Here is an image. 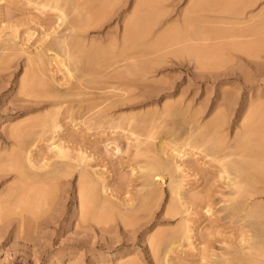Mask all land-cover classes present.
<instances>
[{"label": "rangeland", "instance_id": "374dc122", "mask_svg": "<svg viewBox=\"0 0 264 264\" xmlns=\"http://www.w3.org/2000/svg\"><path fill=\"white\" fill-rule=\"evenodd\" d=\"M45 1L46 0H0V156H3L2 158L0 157L1 160L3 159L2 161L0 160V202L2 200L1 195H6L5 193L7 191L10 192L12 187H17V189L16 187L15 190L13 189L15 191L14 194L11 193L14 192L11 190L10 193L12 196L7 192L8 196H11V198L9 197L10 199H8L6 195L7 202L4 200L5 202L2 201L3 203L0 205V207L4 208L3 211L0 208V213L3 212L0 215V264H128V261L125 262L126 260H129V263L133 262L135 264H164L163 262L165 258H163V256L165 257V252L167 250L166 248L170 243V245H172L175 241L173 240L172 235L177 241H175L176 244L174 242V244L177 245V248L174 246L175 251L173 249V252L170 254V264H213L212 261L216 259V256L218 255L216 253H223L226 250L234 252L235 248L246 244L244 241H247L248 243V240H245V237L251 234L252 228L253 231L251 237L255 236V233L253 234L254 229L257 228V224L253 225V219L255 218L247 219V213L245 218L243 217L244 215L242 212L234 216H228L229 213L227 212L229 211L222 210V207L228 204V201L226 200L227 202H225L224 200L228 199V197L229 199L230 197H233L230 196L232 188L231 186L227 185V181L229 182L230 179L225 178L228 174H225V172L222 173L224 171L222 168L224 167L222 166V163L224 162V165H228L227 167L229 169L233 165L231 159L234 161L236 159V155H232L230 157L227 156L228 158H224L223 154L219 152L214 153L215 150L212 148L210 149L209 144H205L206 146L201 144L202 146H199L200 142L198 143V141L199 139L201 141L200 134H202V131L195 129L197 132H194L193 130L196 127L195 124L197 123L204 125L209 121H213L211 117L213 116L215 119V116L224 110L225 106H228L229 109H225L227 119L226 125L223 128L224 132H222V134L224 141L231 145L232 142L234 143L236 133L240 131L242 125L241 121L244 120V118L250 116V107L261 106L260 104H264V44L261 43L264 41V32H262L264 28V24H262L264 23V0H256V2L255 0H231V3L230 0H219V2H216L215 0L217 5L212 2V0H199L198 2H195L197 0H144L147 1L146 4L150 2V4L147 5L143 0H116L117 2L114 1L112 6L113 10L111 7L110 9L108 7L106 8L108 5V0H88L87 2H85L86 0H83V3L82 0H74V2L73 0H69L70 2H73H71V4L69 1L67 3L66 0H63L66 2L65 5L63 1L59 0L64 5H60L61 2H59L61 7L68 8L64 9L65 12H67L66 10H69L67 15L70 13L68 18L65 19L62 14L59 13L57 9H55V7L53 9V3L57 2L58 0H52L53 2L51 0H47L51 8H49L47 1V5L44 7ZM80 2L81 5L79 4ZM221 2H223L222 4H225L224 2H226V6L219 4ZM142 3L143 6H141ZM202 3L206 5L204 6ZM208 3H210V5ZM83 4L87 10L90 9V5H92L91 7H95L96 10L106 8V11L109 10L107 14L108 17L104 18V21L101 20L100 23L97 21L98 24L95 22V25H99L98 27L94 26L93 23L88 29H84L86 32L83 29V31L78 29L80 34L69 36L67 38L70 45H74H72L71 50L69 49V52L71 51L69 54H72V58L69 54H67L68 57H65V55L64 57L67 58L68 61L66 59L64 62L61 61L60 56L61 59H64L62 55L64 51L62 52V50H60L61 52L59 51V58H55V61L53 60V62H51L53 64H48L47 60L45 61L47 56L46 54L50 56L49 54L52 53V56L53 54L55 55L56 52L55 50H52L46 52L45 54V52L41 51L42 48L50 43L51 38H54L55 41L59 39L58 36H60L62 31L65 29V22L67 23L72 17L76 15V10L79 9V12L77 13L81 12V15L86 13L87 10L84 9ZM54 5H56V3ZM77 5L80 7H76ZM215 5L217 7L219 6L220 8L215 7ZM231 5L233 6L231 7ZM138 6L139 8L142 7L144 10L142 9L141 11V8L139 9ZM189 6L191 9H189ZM211 6L215 7V9H213ZM209 7L211 8L212 13L210 12ZM228 7L235 8V11L232 9L233 13L239 11L241 12L242 16L239 15L238 17L228 18ZM133 8L134 11L136 10V13L133 11ZM192 8H194V10ZM205 8H208L207 11H209H205ZM137 10L141 13V15L144 16L145 22L148 25V31L147 36L143 40L146 54H144V56H138L136 60L138 62L139 60H145L147 64V72L144 76L145 79L143 82L138 81L136 84L128 86V91L126 88L120 87L121 90L119 91L120 88L117 84L119 80H116V78L120 71H125V69L121 67H127V62H125L127 65L124 63V66H122L123 64H119L109 68L111 69V72H114V70H116L115 72H118L116 73L115 78V73L112 74L109 69L107 72L101 74L97 73L95 69H91L92 72L90 70L86 71V68H84V64H86L84 59L88 52L89 54L92 53L91 49L94 46L98 47L99 49L106 47L108 44V37L111 38V35L112 38L117 36L118 40L121 42V37H123V32L125 31L123 27L133 19L135 14L137 16ZM222 11H224V14H221ZM139 12L138 15L140 16ZM132 15L134 16L132 17ZM128 17L130 19H127ZM184 18H187V20L183 21ZM125 20H128L127 23ZM207 20L209 22H206ZM228 20H230L231 23ZM255 20L256 22H254ZM224 21H226V23ZM184 22H186V24ZM258 22L263 25V28L260 30H256L262 26H259ZM200 23L202 24L203 28ZM62 24L64 27H62ZM188 24L191 26H188ZM204 24L207 26V28L204 26ZM247 24H249L250 27ZM187 26L190 28L188 29L189 31L193 29L191 31V35L194 34V31L196 32L194 36H197L198 34V36H201V33H203L202 38L209 35L207 33L211 34V31L213 30L211 36L209 35L205 37L206 40H204L205 38L199 39L201 37L197 38L198 36H195L196 40L193 38L194 43L192 39V44L189 43L190 41H188V44H191V46L194 47H201L200 44L203 42L202 47H211L212 52L210 51L209 53L212 54L215 52L217 54L213 56L215 57V60H213V57L209 54V56L212 58V63L215 65H210L212 63L209 61L203 63L202 69V59H200V56L198 58L199 53L197 55L181 54L182 57L176 54L177 51L182 52V50L186 48L184 47L186 46L184 45L185 43L171 44V41L169 42L168 39L170 38L172 31L173 33L178 31V35L182 34L184 35L183 37L187 36L186 32H188L190 35L189 31L187 30ZM243 26L247 27L242 28ZM172 27L174 29H172ZM199 27H201L200 29L205 28L204 30H206L209 28L210 30H206L208 31L206 33L204 30L203 32L202 30L196 31V29H194L197 28L198 30ZM238 27L242 28L243 30L245 29V33H247L246 31H250L251 33L249 32L250 34L247 35L243 33L242 29L240 30L239 28L237 31H241L243 35H234V33H236L234 32L236 31L235 28L238 29ZM169 28H171L172 31ZM216 29H218L219 32H217ZM57 30L59 31V34ZM230 31H232V34ZM168 33H170V35H168ZM218 33L221 34L219 35ZM214 34L215 36L217 35L216 38ZM228 34H231L232 38L229 37ZM160 35L161 37L164 36V38H166H161ZM182 35L179 37L182 38ZM233 35L235 37L240 36L237 38V41H235L237 42L235 44L232 43L234 39L236 40ZM256 35L258 38H262L261 42L259 39L260 48L256 43L258 40H253V37L255 38ZM213 36L214 38H212ZM244 36L247 38L249 37V39L254 43L247 42L248 39ZM157 38V44L160 46V48H158L159 46H156ZM240 38H242L241 40L244 43L246 42L249 46H254L255 44L257 45L255 46L259 49H257L255 46L254 48L253 46L251 47L252 51L254 50L253 53L255 52L257 56L255 53L252 54L245 49L238 48V45H236L238 43L239 45H247L242 41L241 44L239 42L240 40L238 41ZM197 39L200 42H196L198 44L195 43ZM231 39L232 41H229ZM205 41L210 42L205 46ZM162 42L163 45H166V47H162ZM165 42L166 44H164ZM224 42H228L226 44L229 46H227ZM51 43L53 42L51 41ZM153 45H155L156 48H154L155 46ZM179 45L183 46L180 48ZM75 46L78 50L75 48ZM168 46L172 48H169ZM223 46L227 47L219 52V47L221 49ZM3 47H6V49L2 50ZM215 48L216 50L213 51ZM165 49L168 50L166 52L167 54L169 53L168 55L165 54ZM237 49L243 50V52H240ZM38 52L41 53L40 58L38 57ZM75 52L77 56L75 55ZM159 52L163 53L160 54ZM221 52H224V54ZM244 52L248 54L249 58L246 56V53L244 54ZM156 53L160 55H156ZM154 55L156 58H154ZM221 55L224 58H222ZM251 55H255V58ZM28 56H32L34 58L35 61L32 60V64L31 62H28ZM69 56L71 59H69ZM75 56L79 59L75 58ZM149 56L153 57L150 58ZM194 56H197V59L194 58ZM216 57L221 59L218 60ZM81 58H83V60ZM222 59H225L226 61H223ZM76 60L79 62L77 63ZM133 60H130L131 63L134 62ZM195 60L198 62V64L195 63ZM216 60L220 62L218 63ZM73 62L77 65H75ZM38 63L40 65H38ZM80 63L81 65L84 63V66L82 65L78 67ZM220 63L222 64L220 65ZM71 64L73 66H77V69L81 67L83 68V70L81 68L77 72L78 74L80 71L81 74L86 72L85 76L87 75V79L89 78L88 83L86 82V77L84 74L82 76V78L85 77L84 80H82V78L80 79V77L78 78L77 72L75 73L77 69L75 66L72 67ZM206 64H208L209 67ZM217 64L219 67L217 66L215 68ZM118 66H121V70H119L120 68ZM115 67L116 69H114ZM68 68L69 70L71 68L72 71H68ZM36 69L39 72L36 71ZM105 74L107 76L103 77L102 80H99L100 77L102 75L105 76ZM70 75H72V77L76 75L77 78L75 77L73 80ZM90 75H94V77L92 76L90 78ZM96 75L97 77L99 75L100 76L95 78ZM27 80V87H24L26 86L25 82H27ZM40 80H43L42 85L44 84L43 86L46 87L50 83L52 86V88H50L52 90L50 91L49 87L45 89L41 85ZM45 80H47V84H45ZM79 80H81V82ZM96 80L99 83H96ZM73 81L76 82L74 83ZM84 81L85 83H83ZM72 82L75 85L77 83L79 85L80 83L82 85L84 84L83 87L82 85H77L80 89L81 87L83 88L81 90H83L84 93L81 92L80 89L78 90ZM100 82L102 84L105 83L104 85L107 87L100 84ZM95 83L96 86L94 85ZM22 84L24 85L23 90ZM89 84L90 86L92 84V87H88ZM111 84L117 87L114 88ZM110 87H112V89ZM55 90L57 91L55 92L57 94L60 91L62 93L60 92L57 96V94L55 95L52 92ZM45 91L50 95L45 94ZM69 93L73 94L69 95ZM62 94L66 95V97L63 96L60 98L59 95ZM92 106H94V108ZM167 106L173 107V110H177L182 115L178 116V112L174 113L171 107L169 108ZM220 106H222V109H220ZM89 107H92L93 110H91ZM170 109L172 110L171 112ZM167 110L170 112V114L167 113L169 115H166L165 113ZM181 111L183 113H181ZM57 112H59V115ZM52 114H55V116L57 115L58 118L54 117ZM100 114H103V116L105 114L108 115L98 120V117L101 116ZM171 114L173 116L175 115L174 118H172L173 116L171 117ZM196 115L197 118L195 117ZM52 116L54 119L56 118L53 122ZM118 116H122L124 119L121 117V120ZM190 116H192L191 119ZM115 117L119 119H116L118 122L114 120ZM129 117L132 119L130 120ZM177 117H180L181 119L179 118V121H177ZM37 118H42L41 121H43V125L49 122V124L47 123L48 126L54 124V122L56 124L57 121V124H60L58 127L59 129L56 128L57 132H55V127L52 128L53 125L50 127H46L47 125H45L44 127L42 122H37L39 120ZM146 119H148L149 124ZM185 119L187 120V125L190 128L193 125L192 130L184 127L182 124ZM35 120L36 124L39 123V125H42L43 128H40L39 125L35 127ZM141 121H143L144 125L145 123L148 124V127L147 124L145 125V127H147L146 129L144 126H142L143 124ZM172 121L174 123H172ZM191 121L193 124H191ZM18 124H21L19 125L21 128H18ZM174 124L175 126H182H180L178 129V126L176 128ZM133 125H138V128H134ZM29 126L35 129L30 128ZM132 126L134 130L132 129ZM14 127L19 129V131H21L22 128L25 129V127H27V130H23L18 134L19 136H16V139H14V129L13 131L11 129ZM140 127L144 128V133ZM172 127L173 129L176 128L177 130L174 131V129L173 131L175 133L170 136L169 132L172 131ZM29 129L33 130L28 131ZM131 129L133 132H135L134 135L132 133V135L130 134L129 131H131ZM186 129L190 130H188V132H190L189 134L187 133ZM167 130L168 132L166 134ZM10 131L12 135L10 134ZM25 131L27 132L24 133ZM183 131L186 132L182 135ZM191 131H193L192 133L196 134L192 135ZM23 133L24 135H22ZM136 133L139 134L135 135ZM9 134L11 136H8ZM165 136L167 137L165 138ZM17 137L22 139V146L19 144L20 139ZM197 137H199V139ZM138 139L139 142L137 141ZM166 139H170V142ZM191 139H193V146L190 143L192 142ZM163 140L165 141L166 145L164 148L160 149L159 144L164 142ZM194 140H197L196 145H194L196 143ZM188 141L189 144H187ZM58 144H63L62 146H65L64 148H66L69 153L68 155L70 158L65 160L63 159V162L69 161L70 163L71 160L73 164L77 163V165L79 164L80 166H77V168L70 167L71 170H69L71 171V175H73L72 177H67V182L66 179L63 178L61 180L63 182H59L60 186L58 183L56 185H49L51 189L53 186L60 188H55L57 193H54V190L52 191V194L54 193V196L52 195L54 198L49 195L46 198L47 200L49 198L48 202L44 198L42 204V201L40 202L39 194H41V192L42 194L47 192V194H41L42 196H46L51 193L49 192L51 189L48 188V186L46 187L45 184H43V187L45 186L46 188L40 189V185H42L40 182L37 181L36 184V182L34 183L33 179H31L33 183L32 181H27L26 179H28L27 177H29V175L33 176V173H36V171L38 172L36 174H41V171L46 170L47 172L49 167L51 170V167L53 168L51 164L60 161V158L57 156L55 157V151H57L56 145ZM23 147L24 149H22ZM12 150L15 152H11ZM21 150L22 152H19ZM80 151L85 153V155L82 153L84 157L83 159H81L82 157L79 154ZM10 152L12 156L9 155ZM20 153L22 154V161L19 159ZM14 155L18 156L17 158L19 163H17V160L15 159L16 157ZM5 156L7 157V160L4 159ZM29 156L31 158V160L29 158V162L33 161L31 163L34 165L36 164V166L38 165L40 167L39 169L35 170V168L31 166L32 164L27 160V157ZM152 158L168 160L171 161L174 166H180V170L175 172L174 175L181 185L180 197H183V200L181 199L182 201H173V199H175V195L172 194L169 187L170 175L164 169L158 170L157 176L150 187L143 185L145 173H142V167L143 165L152 162L154 160ZM239 158L240 157L237 156L238 160ZM151 159L152 161H150ZM229 159L232 164L230 163ZM19 160L22 163L24 162L23 165H26L23 166ZM148 161L150 162L147 163ZM227 161L228 163H226ZM16 165L20 166L18 167ZM56 165L57 163L54 166ZM26 166L27 170L20 169L21 167L23 168ZM19 169L22 171V173L19 172ZM85 170L88 174H85ZM27 171L28 173L30 171L29 175ZM81 171H85L84 174L89 177L87 179L89 181H85L87 184L84 183V187L95 184L94 181L92 182V180H90L91 176V178L95 177V180L96 177L99 178L98 180H104L106 188H104L103 194L101 193L103 195V199L106 197L107 200H110L112 203L114 202L113 204L115 205L113 206L115 207L119 205V208H117L118 210L120 208L121 210L124 209L122 212L121 210L118 211L117 209H114L117 210L118 213H116V211H112V215L109 214L111 210L107 211L108 214L103 210L104 214H102V207L100 208L101 210H99V208L94 205L93 210L95 211L98 209V211L101 212L100 214L102 217L100 218V221H95L98 220L95 219V216H98L93 215L94 221H92L93 218L91 219L89 216H87L85 224L87 223L92 225V227L88 228L87 230H84V228L81 227L85 224H83L80 220V218L82 220L83 218L81 217L82 215L80 213L81 203L80 198H78L80 193L79 184L77 187V183L79 182V173ZM228 171L230 174H232L230 169ZM23 173L24 175L21 177ZM43 173H45V171ZM26 174L27 176L24 179L25 182H23L22 178H24ZM83 178L87 177L84 176ZM90 181L91 184H89ZM38 183L40 185H38ZM62 183L63 185H61ZM35 184L37 185L36 187ZM35 188H37V197H39V200L37 199V203L40 205L35 204L36 199L29 201L32 196L34 197V194L36 195ZM150 188L153 190L150 191ZM32 190H34V192H32ZM208 194L211 195L213 200L210 206H207V201L205 198ZM28 195L30 196L29 199L27 198ZM144 195L145 197L143 198L142 196ZM42 196L41 198L43 199ZM257 197L255 198L254 202L260 203L262 204L261 206L264 207V194L260 195L258 198ZM142 198L145 202L142 200ZM27 199L30 203L26 202ZM172 201L177 205V207L175 206L176 210L171 204ZM44 202L46 205L48 203V205L42 208ZM95 206L97 209H94ZM131 206L133 213L135 211V216L137 215L136 218L132 213L131 217L135 218L134 221H131L132 218L130 217V220L129 215H126L125 213H131L132 210H129L131 209ZM34 207L36 209H34ZM38 208L42 209L38 212ZM82 208L84 211V206ZM4 210L8 211L5 212ZM174 210L176 211L175 213ZM95 212V214H99L97 211ZM243 213L245 214V211ZM121 214L123 219L121 217L118 218V216ZM105 215L108 216L110 220H108V217H106L107 220L104 218L106 220L104 221L102 218ZM126 220H129L130 222ZM244 220L247 223H245ZM254 222L256 221L254 220ZM246 224H250L252 227L249 225L251 227L250 228ZM253 226H256V228ZM186 228L190 229L189 239L186 237L183 239V236H181L184 235L183 233ZM247 231L250 233L248 234ZM261 233H263L262 230ZM171 237L172 242H170ZM251 237H249V239ZM168 242L170 243L168 244ZM156 244L158 245L159 249ZM152 245L155 246L152 247ZM156 247L158 250L157 253L154 251ZM162 249H165V251ZM159 250H162L164 253L162 251L161 253ZM230 251L227 252L230 253ZM231 256L232 255L230 254V256L226 257L231 258ZM135 259H137L138 263H136ZM159 259L163 261L160 262L158 261Z\"/></svg>", "mask_w": 264, "mask_h": 264}, {"label": "bare ground", "instance_id": "6f19581e", "mask_svg": "<svg viewBox=\"0 0 264 264\" xmlns=\"http://www.w3.org/2000/svg\"><path fill=\"white\" fill-rule=\"evenodd\" d=\"M47 1V0H46ZM46 1L44 2V7H46ZM52 1V0H51ZM61 1H63V0H61ZM61 1H57V2H55L56 3V5H54L55 3H53V9H54V7H55V9H57L58 11H59V13H61L62 14V16L64 17V19L65 18H68V15L70 14H68L67 15V12H69V10H66L67 12H65V8H67V7H65V8H63V7H61L60 5H62V6H64L65 5V1H63L64 2V5H63V3L61 2ZM67 1V3H68V1L69 0H66ZM76 1H78V0H76ZM75 1V2H76ZM88 0H86L85 2H87ZM98 1V0H97ZM114 1L115 2H117L116 0H108L107 2H108V5L106 6V8L108 7L109 9H110V7L112 8V10H113V3H114ZM141 1V0H140ZM139 1V2H140ZM144 1V0H143ZM142 1V2H143ZM194 1V0H193ZM199 0H197V1H195V2H198ZM208 1V0H207ZM222 1V0H221ZM50 2V1H49ZM53 2V1H52ZM59 2H61L60 3V5H59ZM70 2V1H69ZM72 2V1H71ZM71 2H70V4H71ZM73 2H74V0H73ZM72 2V3H73ZM84 2V3H85ZM119 2V1H118ZM129 2V1H128ZM137 2V1H136ZM146 2L147 1H144V3L146 4ZM153 2V1H152ZM202 2H204V1H202ZM206 2V1H205ZM212 2H214L215 3V0L213 1L212 0ZM216 2H219V0L217 1L216 0ZM242 2V1H241ZM240 2V3H241ZM255 2H256V0H255ZM40 3V2H39ZM47 3H48V1H47ZM82 3H83V0H82ZM192 3V2H191ZM223 2H221V3H219V4H221V5H225L226 4V2H224L225 4H222ZM230 3H231V0H230ZM247 3V2H246ZM75 4V3H74ZM80 5H81V2L79 3ZM102 4H103V1H102ZM118 4V3H117ZM137 4V3H136ZM138 4H140V3H138ZM147 4H150V2L149 3H147ZM146 4V5H147ZM194 4V3H193ZM200 4V3H199ZM203 5H204V3H202ZM201 4V5H202ZM209 5H210V3H208ZM216 4V3H215ZM227 4H229V3H227ZM233 4V3H232ZM42 5V4H41ZM51 5H52V3H51ZM105 5V4H104ZM121 5V4H120ZM192 5V4H191ZM190 5V6H191ZM197 5H198V3H197ZM201 5H199V6H201ZM206 5V4H205ZM204 5V6H205ZM209 5H207V6H209ZM217 5V4H216ZM215 5V7H217ZM234 5V4H233ZM233 5H231V7L233 6ZM238 5V4H237ZM244 5V4H243ZM48 6H49V8H51L50 7V4L48 3ZM69 6V5H68ZM92 5H90V9H85V5L83 4V7H84V9L85 10H87L86 11V13H83L82 15L80 14V13H77V12H79V9L78 10H76L75 9V7H74V9L76 10V15L74 16V17H72L67 23L65 22V29L62 31V34L60 35V36H58V40L57 41H55L54 40V38H51V41L53 42V43H51V41H50V43L49 44H47V45H45V47L44 48H42V52H45V54H46V52H48V51H52V50H55V52H56V54L54 55H52L51 56V54L52 53H50L49 55L50 56H48V54H46L47 56H46V59H45V61L47 60V62H48V64L49 63H51V62H53V60L55 59V58H59L58 56H60L59 54H60V50H62V52L63 53H65V54H63L62 53V55H63V57H64V55H65V57H68L67 56V54H69L70 52H69V49L71 50L72 48V42H71V44L72 45H70V43H69V41L67 40V38L69 37V36H75L76 34H80L78 31V29H81V31H83L84 29H88L93 23V25L94 26H99V25H95V22L97 23V21H98V23H100V21L101 20H103L104 18H107L108 16H107V14H108V11H106V8H101L100 10H96L95 9V7H91ZM100 6H102V5H100ZM114 6H115V4H114ZM118 6V5H117ZM141 6H143V3L141 4ZM189 6V7H190ZM214 6V5H213ZM213 6H211L213 9H215V7H213ZM226 6V5H225ZM236 6V5H235ZM234 6V7H235ZM245 6V5H244ZM251 6V5H250ZM76 7H80V6H76ZM99 7V6H98ZM137 7V6H136ZM147 7V6H146ZM197 7V6H196ZM219 7V6H218ZM217 7V8H218ZM222 7H224V6H222ZM70 8V7H69ZM116 8V7H115ZM119 8V7H118ZM121 8V7H120ZM138 8H139V6H138ZM138 8H136V9H138ZM141 8V11H142V7H140ZM139 8V9H140ZM220 8V7H219ZM225 8V7H224ZM241 8V7H240ZM251 8V7H250ZM68 9V8H67ZM72 9V8H71ZM70 9V10H71ZM82 9V8H81ZM84 9H82V10H84ZM117 9V8H116ZM189 9H191V7L189 8ZM193 10H194V8H192ZM204 9V8H203ZM202 9V10H203ZM206 10L205 11H207V9L208 8H205ZM212 9V10H213ZM232 9H233V11H235L234 9L235 8H229L228 7V11H227V14H228V18H234V17H238L239 15H241V12H235V13H233V11H232ZM237 9V8H236ZM238 9H239V7H238ZM242 9V8H241ZM245 9V8H244ZM144 10V9H143ZM209 10H210V12H211V8L209 7ZM208 10V11H209ZM227 10V9H226ZM226 10H224V11H226ZM240 10V9H239ZM246 10H247V8H246ZM262 10V9H261ZM54 11H56V10H54ZM57 11V12H58ZM123 11V10H122ZM128 11V10H127ZM133 11H134V8H133ZM136 11V10H135ZM134 11V12H135ZM138 11V10H137ZM188 11H190V10H188ZM207 11V12H208ZM218 11V10H217ZM216 11V12H217ZM224 11H222L221 12V14L223 13L224 14ZM232 11V12H231ZM71 12H73V11H71ZM83 12H85V11H83ZM111 12V11H110ZM139 12V11H138ZM138 12H137V16H136V12L134 13L135 14V16L134 15H132V17H133V19L132 20H130V22L128 23V24H125L126 26H124L123 28L125 29V31L123 30V28H122V30L124 31L123 32V37H121L122 39H121V42L118 40V37L117 36H115V37H113L112 38V35H111V38H109L108 37V44H107V46L106 47H104V48H102V49H99L98 47H96V46H94L92 49H91V51H92V53L91 54H89V52L85 55V54H82V55H85V59H84V61H85V63L86 64H84L85 65V67L84 68H86V71H91V69H95V71H97V73H105V72H107L108 71V69L109 68H111V67H113V66H115V65H119V64H123L122 66H124V63L125 62H127L128 63V65L125 63V65H127V67L126 66H124V67H121V68H123V69H125V71L124 70H122L123 72H121L120 71V73H118V72H115L116 70H114V72H111V69H109L110 70V72L113 74V73H115L114 74V77L116 78V73H118L117 75V78H119V79H117L116 78V80H119L118 81V86H119V88L121 87V88H126V90L128 91L129 89H127V87L128 86H130V85H133V84H136V82H143V80L145 79L144 78V76H145V74H146V72H147V64H146V62H145V60L144 61H141V60H139V62L136 60V58L138 57V56H140V55H142V56H144V54H146L145 53V48H144V44H143V40L145 39V37L147 36V31H148V25H147V23L145 22V18H144V16L143 15H141V13H140V16L138 15ZM195 12V11H194ZM193 12V13H194ZM218 12H220V11H218ZM242 12H243V10H242ZM121 13V12H120ZM154 13V12H153ZM157 13V12H156ZM188 14H190L189 12H187ZM212 13V12H211ZM215 13V12H214ZM75 14V13H74ZM133 14V13H132ZM150 14V13H149ZM218 14V13H217ZM226 14V13H225ZM119 15V14H118ZM193 15V14H192ZM258 15V14H257ZM72 16V15H71ZM242 16V15H241ZM260 16V15H259ZM187 17H189V16H187ZM191 17V16H190ZM249 17V16H248ZM255 17V16H254ZM113 18V17H112ZM115 18H117V17H115ZM125 18H126V16H125ZM212 18V17H211ZM225 18V17H224ZM114 19V18H113ZM127 19H130L129 17L127 18ZM163 19V18H162ZM208 19V18H207ZM223 19V18H222ZM67 20V19H66ZM118 20H119V18H118ZM187 20V18L185 19L184 18V20L183 21H186ZM189 20V19H188ZM209 20V19H208ZM206 21V22H209V21ZM227 20V19H226ZM104 21V20H103ZM126 21V23H127V21L128 20H125ZM189 21H191V20H189ZM197 21V20H196ZM198 21H199V19H198ZM229 22H230V20H228ZM248 21V20H247ZM246 21V22H247ZM63 22V21H62ZM111 22V21H110ZM202 22V21H201ZM204 22H205V20H204ZM225 23H226V21H224ZM228 22V23H229ZM240 22V21H239ZM254 22H256V20L254 21ZM97 23V24H98ZM102 23V22H101ZM183 23V22H182ZM185 24H186V22H184ZM188 23V22H187ZM192 23V22H191ZM191 23H189V24H191ZM213 23H215V22H213ZM231 23V22H230ZM259 23V22H258ZM261 23H262V21H261ZM114 24V23H113ZM152 24V23H151ZM188 24V26H191V25H189ZM201 24V23H200ZM255 24H257V23H255ZM262 24H264V23H262ZM262 24H260L259 23V26L260 25H262ZM103 25H105V24H103ZM157 25V24H156ZM182 25V24H181ZM247 25H249V24H247ZM253 25V24H252ZM175 26H176V24H175ZM183 26H184V24H183ZM188 26H187V30L188 29H190V28H188ZM200 26V25H199ZM201 26H202V24H201ZM204 26H206L205 24H204ZM211 26V25H210ZM216 26V25H215ZM227 26V25H226ZM230 26V25H229ZM234 26V25H233ZM62 27H64V25L62 24ZM241 27V26H240ZM240 27H238V29H236L235 28V30L236 31H234V32H236V33H234V35L235 34H238V35H243L242 34V32L240 31V32H238L237 30H239V28ZM246 28L247 26H243L242 28ZM249 27H250V25H249ZM248 27V28H249ZM257 27H258V25H257ZM104 28V27H103ZM151 28V27H150ZM201 27H199L198 28V30H197V28H194V29H196V31H203L204 29H200ZM202 28H203V26H202ZM206 28H207V26H206ZM227 28V27H226ZM226 28H225V30H226ZM242 28H240V30L242 29ZM259 28V27H258ZM261 28H263V25L259 28V29H256V26H255V29L256 30H260ZM83 29V30H82ZM92 29H93V27H92ZM169 29H171V28H169ZM172 29H174L173 27H172ZM172 29H171V31H172ZM200 29V30H199ZM209 29V28H208ZM208 29H206V30H208ZM213 29V28H212ZM231 29H232V26H231ZM251 29V28H250ZM254 29V30H255ZM90 30V29H89ZM95 30V29H94ZM98 30V29H97ZM155 30V29H154ZM193 30V29H192ZM192 30H188L189 31V33H190V35L188 34V32H186L187 33V36H185V37H183L184 35H182V34H180V35H182V38L181 37H179L180 35H178L179 33H178V31L177 32H175V33H173V31H172V34H171V36H170V38L168 39L169 40V42L171 41V44H180V43H185L184 45H186V46H184V47H186V48H184L183 50H182V52H179V51H177V53L176 54H178V55H180L181 56V54L183 55V54H189V55H192V54H198L199 53V55H198V58H199V56L201 57L200 59H202L201 60V62H202V69H203V63H206V62H209L210 61V63H212V58L209 56V52L211 51L212 52V48L211 47H202V45H203V42H202V44H200L201 45V47L199 46H197V47H194V46H191V40L194 38L195 39V36H194V34H196V32L194 31V34L193 35H191V31ZM206 30H204V31H206ZM210 30V29H209ZM217 30V32H219V30L218 29H216ZM223 30V29H222ZM221 30V31H222ZM243 30V29H242ZM245 30V29H244ZM244 30H243V33H245L244 32ZM248 30V29H247ZM253 30V31H254ZM255 30V31H256ZM58 31V30H57ZM57 31H56V33H57ZM61 31V30H60ZM68 31V32H67ZM85 31V30H84ZM100 31V30H99ZM114 31V30H113ZM116 31V30H115ZM171 31H170V33H171ZM203 31V32H204ZM213 31V30H212ZM212 31H211V34H212ZM224 31V30H223ZM229 31V30H228ZM227 31V32H228ZM232 31H233V29H232ZM232 31H230V33L232 34ZM252 31V30H251ZM254 31V32H255ZM86 32V31H85ZM91 32H93V31H91ZM95 32V31H94ZM98 32V31H97ZM111 32V31H110ZM109 32V33H110ZM164 32V31H163ZM169 32V31H168ZM208 31H206V33H207ZM210 32V31H209ZM227 32H226V34H227ZM247 33H245V34H247V35H249L250 33L248 32V31H246ZM253 32V33H254ZM262 32H264V28H263V30H262ZM261 32V33H262ZM170 33H168V35H170ZM185 33V32H184ZM183 33V34H184ZM198 33V32H197ZM201 33V32H200ZM258 33V32H257ZM261 33H260V35H261ZM48 34H50V33H48ZM58 34H59V31H58ZM84 34V33H83ZM108 34V33H107ZM107 34H105V35H107ZM111 34H112V32H111ZM202 35H203V33H201ZM207 34H209L210 36H211V34L210 33H207ZM206 34V35H207ZM219 34V33H218ZM221 34V33H220ZM219 34V35H220ZM223 34V33H222ZM229 35V37H231L232 35ZM255 34V33H254ZM92 35V34H91ZM162 35V34H161ZM161 35H160V37H161ZM164 35V34H163ZM167 35V34H166ZM165 35V36H166ZM199 35V34H198ZM197 35V36H198ZM196 36L197 38H199V37H201V38H199V39H204L205 37H207V36H209V35H207V36H205L204 38H202L203 36ZM204 35H205V33H204ZM233 35V36H234ZM257 35H259V34H257ZM257 35L255 36V38L253 37V40L254 39H256V40H258V42H259V39H260V42H261V40H262V38H258L257 37ZM108 36V35H107ZM121 36V35H120ZM159 36V35H158ZM157 36V37H158ZM192 36H194V37H192ZM214 36H215V34H214ZM214 36L212 37V38H214ZM217 36V35H216ZM216 36H215V38H216ZM222 36V35H221ZM251 36H252V34H251ZM264 36V35H263ZM55 37H56V34H55ZM219 37V36H218ZM225 37V36H224ZM235 37V36H234ZM238 37H240V36H238ZM238 37H235L236 38V40L234 39L233 41H232V39L231 40H229V41H232V43H237V42H235V41H237V38ZM245 37V36H244ZM258 39H257V38ZM261 37H262V35H261ZM161 38H164V36H162ZM166 38V37H165ZM164 38V39H165ZM208 38H210V37H208ZM219 38H221V37H219ZM223 38V37H222ZM232 38V37H231ZM245 38H247V37H245ZM194 39H193V43H194ZM242 38H240V39H238V41L241 43V40ZM248 40H247V42H253V41H251L250 39H249V37L247 38ZM264 39V38H263ZM79 40V39H78ZM157 40V42H156V44L158 43V38L156 39ZM162 40V39H161ZM160 40V41H161ZM196 40V39H195ZM204 40H206V38L204 39ZM207 40H210V39H207ZM213 40V39H212ZM224 40V39H223ZM250 40V41H249ZM55 41V42H54ZM82 41V40H81ZM99 41V40H98ZM188 41H190L189 43H191L190 45L188 44ZM201 41H203V40H201ZM246 41V40H245ZM196 42H199L198 41V39H197V41H195V43ZM206 42V43H205ZM204 43V45L206 46L207 45V43L209 44V42L210 41H205ZM211 42H213V41H211ZM243 42V41H242ZM256 42V41H255ZM258 42H256L257 43V45H259L258 47L260 48V42L258 43ZM264 42V41H263ZM263 42H261L262 44H264ZM79 43V42H78ZM100 43V42H99ZM200 43V42H199ZM225 43V42H224ZM226 43H228V42H226ZM225 43V44H226ZM230 43V42H229ZM244 43V42H243ZM246 43V42H245ZM244 43V44H245ZM254 43V42H253ZM147 44V43H146ZM160 44V43H159ZM164 44H166V42L164 43ZM167 44H169V43H167ZM170 44V45H171ZM196 44H198V43H196ZM222 44V43H221ZM234 44H233V46H234ZM242 44V43H241ZM247 44V43H246ZM75 45H76V43H75ZM89 45V44H88ZM96 45H98V44H96ZM162 45H163V42H162ZM161 45V46H162ZM227 45V44H226ZM236 45H238V48L240 49H245V50H247L249 53H252V54H254L253 53V51H252V46H249L248 44L247 45H239V43L238 44H236ZM251 45V44H250ZM256 45V44H255ZM254 45V46H255ZM256 45V46H257ZM42 46V45H41ZM74 46V45H73ZM101 46V45H100ZM153 46H155V45H153ZM156 46H159L158 44L156 45ZM156 46L154 47V48H156ZM183 45H179V47L181 48ZM210 46V45H209ZM227 46H229V45H227ZM227 46H223L221 49H220V47H219V49H218V51L220 52L221 50H224ZM254 46H253V48H254ZM255 46V47H256ZM78 47V46H77ZM162 47H166V45H163ZM162 47H161V49H162ZM169 47V46H168ZM213 47V46H212ZM217 47V46H216ZM41 48V47H40ZM75 48H76V46H75ZM74 48V49H75ZM158 48H160V46L158 47ZM169 48H172V47H169ZM169 48H167V49H169ZM174 48V47H173ZM195 48H197V49H195ZM199 48V49H198ZM211 48V49H210ZM232 48V47H231ZM257 48V47H256ZM259 48H257V49H259ZM6 49V47H3L2 48V50H5ZM77 49V48H76ZM81 49V48H80ZM167 49H165L166 51H165V54H167L166 52L168 51ZM236 49V48H235ZM234 49V50H235ZM78 50V49H77ZM152 50V49H151ZM155 50V49H154ZM157 50V49H156ZM160 50V49H159ZM174 50V49H173ZM216 50V48L215 49H213V51H215ZM238 50V49H237ZM244 50V51H245ZM60 51V52H59ZM73 51V50H72ZM175 51V50H174ZM233 51V50H232ZM238 51H240V52H243V50H238ZM259 51H261V50H259ZM39 52H40V50H39ZM38 52V57L40 58V56H41V53H39ZM55 52H53V53H55ZM59 52V53H58ZM163 52H164V50H163ZM163 52H161V53H163ZM176 52V51H175ZM174 52V53H175ZM78 53V52H77ZM81 53V52H80ZM160 53V52H159ZM160 53V54H161ZM172 53V52H171ZM222 53V52H221ZM246 52H244V54H245ZM43 54V53H42ZM160 54H157L156 53V55H160ZM169 54V53H168ZM167 54V55H168ZM215 52L214 53H212V54H210L212 57L213 56H215ZM220 54V53H219ZM222 54H224V52L222 53ZM247 54V53H246ZM70 55V54H69ZM72 55V54H71ZM70 55V56H71ZM75 55L77 56V54H76V52H75ZM217 55V54H216ZM255 55H256V53H255ZM255 55H251V56H254V58H255ZM70 56H69V59H71L72 58V56H71V58H70ZM75 56V58H78V57H76ZM155 56V55H154ZM175 56V55H174ZM222 56V55H221ZM248 58H249V56H248V54L246 55ZM250 56V57H251ZM257 56V55H256ZM259 56V55H258ZM64 57V59L62 58L61 59V56H60V60L61 61H63L64 62V60L66 59L67 61H68V59L67 58H65ZM150 57V56H149ZM151 57H153V56H151ZM150 57V58H151ZM157 57H159V56H157ZM182 57V56H181ZM197 57V56H196ZM195 56H194V58H196ZM226 57V56H225ZM154 58H156V56L154 57ZM177 58V57H176ZM216 58H218V57H216ZM222 58H224L223 56H222ZM79 59V58H78ZM82 60H83V58H81ZM134 59V60H133ZM144 59H146V58H144ZM180 59V58H179ZM197 59V58H196ZM221 58H218V60H220ZM32 60H34V58L32 57V56H28V62H31V64H32ZM130 60H133L134 62H132L131 63V61ZM148 60V59H147ZM199 60V59H198ZM213 60H215V57H213ZM223 60V59H222ZM225 60V59H224ZM223 60V61H224ZM232 60V59H231ZM256 60V59H255ZM254 60V61H255ZM35 61V60H34ZM33 61V62H34ZM55 61V60H54ZM69 61H71V60H69ZM196 61V60H195ZM204 61V62H203ZM226 61V60H225ZM228 61H229V59H228ZM237 61V60H236ZM258 61V60H257ZM39 62V61H38ZM46 62V63H47ZM75 62V61H74ZM73 62V63H74ZM76 62H77V60H76ZM79 62V61H78ZM77 62V63H78ZM95 62H96V65H95ZM194 62V61H193ZM200 62V61H199ZM200 62V63H201ZM214 62V61H213ZM216 62H220V61H217L216 60ZM215 62V63H216ZM232 62V61H231ZM235 62V61H234ZM41 63V62H40ZM56 63V62H55ZM70 63V62H69ZM152 63V62H151ZM156 63V62H155ZM178 63V62H177ZM180 63V62H179ZM195 63H197L198 64V62L196 61ZM225 63V62H224ZM229 63V62H228ZM35 64V63H34ZM51 64H53V63H51ZM75 65H77L76 63H74ZM82 64V65H83ZM157 64V63H156ZM181 64V63H180ZM214 63H212V64H210V65H213ZM222 63H220V65H221ZM232 64V63H231ZM231 64H230V66H231ZM38 65H40L39 63H38ZM70 65V64H69ZM68 65V66H69ZM72 65V64H71ZM74 65V66H75ZM81 65V63H80V65L78 66V67H80V66H82ZM83 65V66H84ZM155 65V64H154ZM196 65V64H195ZM201 65V64H200ZM205 65V64H204ZM206 65H208V64H206ZM215 65V64H214ZM226 65V64H225ZM234 65V64H233ZM36 66V65H35ZM73 65H72V67H74ZM158 66V65H157ZM218 66V64L215 66V68ZM39 67V66H38ZM71 67V68H72ZM76 67V69H77V66H75ZM119 67V66H118ZM119 67V68H120ZM196 67V66H195ZM194 67V68H195ZM208 67H209V65H208ZM214 67V66H213ZM212 67V68H213ZM219 67V66H218ZM242 67V66H241ZM35 68H37V67H35ZM41 68H42V66H41ZM41 68H40V70H41ZM71 68H70V70H71ZM82 68V67H81ZM81 68H79V69H81ZM121 68L119 69V70H121ZM192 68V67H191ZM253 68V67H252ZM73 69V68H72ZM79 69H77L76 71H75V73L77 72V71H79ZM114 69H116V67L114 68ZM153 69V68H152ZM196 69H197V67H196ZM200 69H201V67H200ZM239 69V68H238ZM33 70V69H32ZM69 70V68H68V71H70ZM82 70H83V68H82ZM113 70V69H112ZM118 70V69H117ZM157 70V69H156ZM206 70H207V67H206ZM241 70V69H240ZM34 71V70H33ZM33 71H32V73H33ZM36 71H38L37 69H36ZM72 71V70H71ZM84 71H85V69H84ZM210 71V70H209ZM39 72V71H38ZM83 72V71H82ZM92 72V71H91ZM109 72V73H110ZM32 73H31V75H32ZM35 73V72H34ZM88 73V72H87ZM110 73V74H111ZM240 73V72H239ZM243 73V72H242ZM77 74H78V72H77ZM80 74V75H79ZM79 74H78V78L80 77V79L82 78V76H83V74H84V76H85V74H86V72H84L83 74H81V71L79 72ZM91 74V73H90ZM108 74V73H107ZM111 74V75H112ZM208 74V73H207ZM30 75V76H31ZM94 75H95V72H94ZM94 75H92L93 77H94ZM104 75V74H103ZM101 76L100 77V79L99 80H102V78L103 77H106L107 75L105 74V76ZM109 75V74H108ZM193 75V74H192ZM71 77H72V75H70ZM91 75H90V78L92 77ZM100 76V75H99ZM98 76V77H99ZM75 77L77 78V76L75 75V76H73L72 78H73V80L75 79ZM86 77V82L88 83L89 82V78L87 79V75L85 76ZM85 77L84 78H82V80H84L85 79ZM89 77V76H88ZM97 77V75H96V77L95 78H98ZM111 77V76H110ZM114 77H113V80H114ZM93 79V78H92ZM105 79H107V78H105ZM111 79H112V77H111ZM88 80V81H87ZM104 80V79H103ZM240 80V79H239ZM41 82V85H42V82H43V80H40ZM46 81L47 80H45V84H47L46 83ZM80 82H81V80H79ZM108 81V80H107ZM147 81V80H146ZM74 83L76 82V81H73ZM72 82V83H73ZM78 82V81H77ZM96 83L98 82L97 80L95 81ZM27 83H28V80H27V82H25V84H26V86H24L23 84H22V90H23V86L24 87H27ZM39 83V84H40ZM73 83V85H75ZM83 83H85V81L83 82ZM90 83H91V81H90ZM96 83L94 84L95 86H96ZM99 83V82H98ZM100 84H102L101 82H100ZM105 84V83H104ZM104 84H102V85H104ZM252 84V83H251ZM44 85V84H43ZM42 85V86H43ZM77 85H79L78 83L75 85L76 87H77V89L79 90L80 88H79V86H81L82 84L80 83V85L79 86H77ZM84 85V84H83ZM83 85H82V87H83ZM88 85V84H87ZM112 85V84H111ZM101 86V85H100ZM104 86H106V85H104ZM103 86V87H104ZM113 86V85H112ZM45 89L47 88V87H49V90L51 91L52 89V86L50 85V83L48 84V86L46 87V86H43ZM51 87V88H50ZM74 87V86H73ZM72 87V88H73ZM81 87V89H83ZM88 87H92V84H91V86H90V84H89V86ZM97 87H99V86H97ZM97 87H95V88H97ZM102 87V88H103ZM107 87V86H106ZM108 87H109V85H108ZM114 88H116L117 86H113ZM75 88V87H74ZM73 88V89H74ZM84 88H85V86H84ZM86 88H87V86H86ZM111 89H112V87H110ZM121 88L119 89V91L121 90ZM76 89V88H75ZM76 89V90H77ZM80 89V90H81ZM98 89V88H97ZM100 89H101V87H100ZM104 89V88H103ZM132 89V88H131ZM21 90V91H22ZM25 90V89H24ZM48 90V89H47ZM70 90V89H69ZM113 90H115V89H113ZM125 90V91H126ZM143 90H144V88H143ZM49 91V92H50ZM71 91V90H70ZM69 91V92H70ZM118 91V90H117ZM124 91V92H125ZM46 92V91H45ZM53 92V94H57V93H55V92H57L56 90L55 91H52ZM61 92V91H60ZM59 92V93H60ZM68 92V91H67ZM72 92H73V90H72ZM80 92V91H79ZM78 92V93H79ZM81 92H83V90H81ZM122 92H123V90H122ZM146 92V91H145ZM58 93V94H59ZM62 93V92H61ZM74 93H75V90H74ZM84 93V92H83ZM140 93H142V92H140ZM45 94H48V92H46ZM52 94V93H51ZM58 94H57V96H58ZM71 94H73V93H69V95H71ZM48 95H50V94H48ZM68 95V94H67ZM43 96H45V95H43ZM52 96V95H51ZM63 96H65L66 97V95H59V97L61 98V97H63ZM74 96H75V94H74ZM56 99V98H55ZM56 102V101H55ZM259 104V103H258ZM256 105V104H255ZM261 106H251L250 107V110H251V114H250V116H249V114H248V116L249 117H246V118H244V120H242L241 122V128H240V131L238 132V133H236V136H235V140H234V143L232 142V144L231 145H229V143L227 144L225 141H224V139H223V134H222V132H224L223 131V128H224V126L226 125V119H227V114H226V111H225V109L227 110V109H229L228 108V106H225V108H224V110H222L217 116H215V119H214V117L212 116L211 118H212V120L213 121H209V122H207V124H204V125H200L199 123H197V124H195L196 125V127L194 128V132H197V130L198 131H202L201 133L202 134H200L201 136V141H200V139H199V137H197L198 139H199V141H198V143L200 144L199 146H202L201 144H209L210 146V149L212 148L213 150H215L214 151V153H221V154H223V157L224 158H226L227 156H234V155H236L235 157H236V159H237V156L238 157H240L239 158V160L237 159H235L234 161H233V159H231V161L233 162V165H232V167H230L229 169L232 171H230L232 174H230L229 173V169H228V165H224L223 163H222V166H224V167H222L223 168V172L222 173H224L225 172V174H228V175H226V179L228 178V179H230L229 180V182L227 181V185L228 186H231V192H230V196H233L232 198L230 197V199H229V197H228V199H225L224 201L225 202H227L228 201V204L226 205V206H223L222 208V210L223 211H229V212H227V213H229L228 214V216L229 215H232V216H234V215H237V214H240V212H242V214L244 215L243 217H245V215H246V213H247V219H249V218H255V219H253V225L254 224H257V228H256V226L254 227V228H256V229H254V232H253V234L255 235V236H253V237H251V234H252V231H253V228L251 229L252 231H251V234L250 235H245V236H247V237H245V240H248V243H247V241H244V243L246 242V244H247V246H246V244L245 245H243V246H238L237 248H235V251L234 252H231L230 250H226L225 252H223V253H216V254H218L217 256H216V259H214L212 262H213V264H264V207H262L261 205L262 204H260V203H256V202H254V200H255V198L258 196H260V195H263L264 194V186H262V185H264V104H260ZM93 108H94V106H92ZM92 107H89V108H91V110H93L92 109ZM96 107V106H95ZM167 107H169V106H167ZM171 107V106H170ZM169 107V108H170ZM217 107H219V106H217ZM222 106H220V109H222L221 108ZM224 107V106H223ZM166 108V107H165ZM168 108V109H169ZM173 107H171V109H172ZM237 108V107H236ZM111 109V108H110ZM170 109V112L173 110H171ZM176 109V108H175ZM219 109V108H218ZM112 110V109H111ZM89 111H90V109H89ZM108 111V110H107ZM174 111V113H177L178 111L177 110H173ZM219 111V110H218ZM170 112H169V110H167V112H165L166 113V115H169L170 114ZM247 112H248V110H247ZM56 113V112H55ZM58 113V115H59V112H57ZM108 113V112H107ZM110 113V112H109ZM167 113H169V114H167ZM173 113V112H172ZM179 113V112H178ZM181 113H183L182 111H181ZM184 113H186V112H184ZM200 114V113H199ZM49 115V114H48ZM47 115V116H48ZM53 115V114H52ZM101 116H99L98 117V120H100L101 118H103V117H105L106 115H108V114H105L104 116H103V114H100ZM177 115V114H176ZM180 115H182V114H178V116H180ZM198 115V114H197ZM197 115L195 116L196 118H197ZM54 117H57V115L55 116V114L53 115ZM52 116V117H53ZM134 116V115H133ZM132 116V117H133ZM173 115L171 114V117H172ZM175 116V115H174ZM174 116L172 117V118H174ZM202 116V115H201ZM51 117V116H50ZM54 117H53V119H52V122L56 119H54ZM117 117V116H116ZM115 117V119L114 120H116V119H118V118H116ZM120 119H121V117L122 116H118ZM182 117V116H181ZM191 117L192 116H190V119H191ZM49 118V117H48ZM58 118V117H57ZM123 118V117H122ZM128 118V117H127ZM135 118V117H134ZM178 118V117H177ZM180 118V117H179ZM179 118H178V120L177 121H179ZM193 118H194V115H193ZM37 119H39V118H37ZM124 119V118H123ZM129 119L131 120L132 118L131 117H129ZM136 119V118H135ZM181 119V118H180ZM42 120V118L41 119H39L37 122H42V125H43V121H41ZM73 120V119H72ZM119 120V119H118ZM118 120H116L117 122H118ZM122 120V119H121ZM141 120H143V119H141ZM147 120V122H148V124H149V121H148V119H146ZM50 121V120H49ZM185 121H186V123H185ZM196 121V120H195ZM32 122V121H31ZM33 122H34V119H33ZM51 122V121H50ZM111 122H112V119H111ZM115 122V121H114ZM142 122V124H143V121H141ZM144 122H145V120H144ZM175 122H176V120H175ZM181 122V121H180ZM243 122H244V124H243ZM48 124H49V122H47ZM45 124V125H47L46 127H50V126H52L53 125V127L52 128H54L55 127V132H57V129L56 128H58L59 126H60V124H57V121H56V124H55V122H54V124H52V125H50V126H48V124ZM172 123H174L173 121H172ZM182 123V122H181ZM185 123V124H184ZM26 124V123H25ZM27 124H28V122H27ZM35 124H36V120H35ZM41 124V123H40ZM147 123H145V125H146ZM148 124H147V127H148ZM176 124V123H175ZM175 124H174V126H175ZM183 125H184V127H187V128H189L190 130H192L193 129V125L191 126V128L187 125V120L185 119L184 121H183V123H182ZM189 124V123H188ZM191 124H193V122L191 121ZM235 124V123H234ZM19 125H21V124H18L17 126H18V128H21V127H19ZM29 125H30V122H29ZM37 125H39V123L38 124H36V126L35 127H37ZM39 125L40 126V128L42 127L43 128V126L45 127V125ZM145 125L143 124L142 126H144L145 127ZM186 125V126H185ZM22 126H24V125H22ZM32 126V125H31ZM39 126H38V128H39ZM134 126V125H133ZM133 126H132V129L134 130V128L135 127H137V126H134V128H133ZM141 126V125H140ZM178 126V129L180 128V126H182V125H177ZM177 126H175L176 128H177ZM16 127V126H15ZM11 128L12 129V131H13V129H14V139H16V136H19L18 134L19 133H21L23 130H27V127H28V125H27V127H25V129L24 128H22V130L21 131H19V129H17V128ZM30 127V126H29ZM147 127H145V129L147 128ZM30 128H33V127H30ZM52 128H51V131H52ZM138 128V127H137ZM140 128H142V132L144 133L145 131H143V127H140ZM176 128H174L173 129V127H172V131L174 130V131H176L177 129ZM183 128V127H182ZM182 128H181V131H182ZM205 128V129H204ZM33 129H35V128H33ZM33 129H29L28 131H32ZM59 129V128H58ZM132 129H131V131H129L130 132V134L132 133L133 135H134V133L135 132H133L132 131ZM188 129V130H189ZM195 129H197V130H195ZM203 129V130H202ZM130 130V129H129ZM136 130H138V129H136ZM188 130L186 129V131H187V133L189 134L190 132H188ZM189 130V131H190ZM169 131H171V130H169ZM172 131L171 132H169L170 133V136H172L175 132L173 131V133H172ZM185 131V132H186ZM193 131H191V133L193 132ZM27 131H25L24 133H26ZM167 132H168V130L166 131V134H167ZM184 131L182 132V135H183V133H185ZM24 133L22 134V135H24ZM54 133V132H53ZM172 133V134H171ZM199 133V132H198ZM10 134L12 135V133H11V131H10ZM8 135V136H11V135ZM131 134V135H132ZM139 134V133H138ZM137 133L135 134V135H138ZM194 134H196V133H192V135H194ZM21 135V134H20ZM140 135H142V134H140ZM185 135V134H184ZM191 135V134H190ZM189 135V136H190ZM168 136H169V134H168ZM170 136H169V138H170ZM199 136V135H198ZM135 137H137V136H135ZM167 136H165V138H166ZM12 138V139H13ZM18 139H20V143L19 144H21V141H22V139L20 138V137H17ZM22 138H23V136H22ZM185 138H187V137H185ZM190 138H191V136H190ZM195 138V137H194ZM166 140H168V139H166ZM193 139H191V141H192ZM138 142H139V139L137 140ZM164 141V140H163ZM169 142H170V139L168 140ZM186 141H187V139H186ZM195 141V140H194ZM232 141V140H231ZM17 142V141H16ZM185 142V141H184ZM196 143L194 144V145H196L197 144V140L195 141ZM191 143V145L193 146V141L192 142H190ZM231 143V142H230ZM17 144V143H16ZM182 144V143H181ZM187 144H189V141H188V143ZM63 145V144H62ZM61 144H58V145H56V147H57V151H55V157L57 156L58 158H60V161L59 162H61V163H59L58 161L56 162L57 163V165L56 166H54L56 163H53V164H51L52 166H53V168L51 167V170H50V167L47 169V172H46V170H44L45 171V173H43L44 171H41V174H36V173H38L37 171H36V173L34 172L33 173V176L31 175H29V173H30V171H29V173H28V171H27V173H28V175H29V177H30V180H29V177H27L28 179H26L27 181H32L31 179H33V181H34V183L36 182V184H37V181L38 182H40L42 185H40L39 183H38V185H40V189H42V188H46L47 186H48V188H50L51 189V187L49 186V185H56L57 183H58V185L61 183V182H63V181H61L63 178H65L66 179V182H67V177H69V176H71L72 177V175H71V169H70V167H72V168H77V166L79 167L80 165L78 164L77 165V163L76 164H73L72 163V161L70 160V163H69V161H65V162H63V159L65 160V159H67V158H70L69 157V153H68V151L66 150V148H64L63 146H62ZM165 141L164 142H161V144H159V148L161 149V148H164L165 147ZM182 145H184V144H182ZM19 146V145H18ZM21 146H22V144H21ZM206 146V145H205ZM19 148V147H18ZM17 148V149H18ZM21 148V147H20ZM22 149H24V147L22 148ZM19 150V149H18ZM228 150H230V151H228ZM210 151H212V150H210ZM11 152H15V151H11ZM11 152L9 153V155H11ZM18 152V151H17ZM19 152H22V150L21 151H19ZM213 152V151H212ZM82 153L83 152H79V154L81 155V159H83L84 157H83V155H85V153H83V155H82ZM16 154V153H15ZM220 154V155H221ZM9 155H8V157H9ZM19 155V154H18ZM21 153H20V157H21ZM80 155H79V157H80ZM12 156V155H11ZM15 156V155H14ZM1 157V156H0ZM3 157V156H2ZM1 157V158H2ZM16 158V160H17V163H19L18 162V156H15ZM19 157V159H21V161H22V157L20 158ZM77 157V156H76ZM1 158H0V160H1ZM7 157L5 156L4 157V159L5 160H7L6 159ZM12 158H14V157H12ZM12 158H11V160H12ZM28 159V162H29V158H30V156L29 157H27ZM228 158V157H227ZM79 159V158H78ZM77 159V160H78ZM152 159H154L153 161H152ZM150 161H152V162H150V161H148L147 163H149V164H146V165H143V171H142V173H145L144 174V177H145V180H144V184L143 185H145V186H147V187H150L152 184H153V181H154V179H155V177L157 176V172H158V170H160V169H164V170H166L168 173H169V175H170V182H169V187H170V189H171V192H172V194H174L175 195V199H173V201H182L183 200V197H180V194H181V185H180V183H179V181H178V179L175 177V172H177V171H179L180 169V166L179 165H177V166H174V164H172V162L171 161H168V160H162V159H155V158H152ZM230 159H229V161H230ZM3 160V159H2ZM1 160V161H2ZM30 160H31V158H30ZM20 161V160H19ZM20 161V162H21ZM79 161H80V159H79ZM82 161V160H81ZM231 161H230V163H231ZM16 162V161H15ZM31 162H33V161H31ZM31 162H29V163H31ZM22 163V162H21ZM24 163V162H23ZM23 163H22V165H23ZM59 163V164H58ZM80 163V162H79ZM226 163H228V161L226 162ZM229 163V164H230ZM32 164V163H31ZM81 164V163H80ZM232 164V163H231ZM230 164V165H231ZM26 165V164H25ZM25 165H23V166H25ZM16 166H18V165H16ZM20 166V165H19ZM18 166V167H19ZM33 168H35V170L36 169H39L40 167L37 165L36 166V164L34 165V164H32L31 165ZM17 167V168H18ZM31 167V168H32ZM37 167V168H36ZM32 168V169H33ZM232 168V169H231ZM20 169H26L27 170V166L26 167H21ZM20 169H19V172H21L22 173V171H20ZM70 169V170H69ZM140 169H141V167H140ZM18 170V169H17ZM34 170V171H35ZM40 171H39V173H40ZM86 171V170H85ZM85 171H81L80 173H79V179H78V183H77V187H78V184H79V195H78V198H80V205H81V209H80V213H81V217L83 218V220L80 218V220L82 221V223L83 224H85V222H86V218H87V216H89L91 219L93 218V220L92 221H94V216L93 215H97L98 217H99V214L101 213V212H99L98 211V209L97 208H99V210H101L100 208L102 207V210L101 211H106V213L108 214V212L107 211H110V213L109 214H111V212L113 211H116V213H118L117 212V208H119L118 206L119 205H117L116 207L115 206H113V205H115V204H113L110 200H107L106 199V197H104L105 199H103V190H104V188H106V184H105V181L103 180H98L99 178H97L96 177V180H95V177L94 178H91L90 177V180H92V182L94 181V183L95 184H93V185H90V186H87V187H84L85 186V184L84 183H86L87 184V182L89 181V180H87L89 177L88 176H86L85 174H88L87 173V171H86V173H85ZM162 171V170H161ZM165 171V172H166ZM171 171H172V173H171ZM228 172V173H227ZM43 173V174H42ZM85 173V174H84ZM31 174H32V172H31ZM221 174V173H220ZM23 175H24V173L22 174V176L21 177H23ZM26 176H27V174L24 176V178H22L23 179V182H25L24 181V179L26 178ZM87 177V178H83V177ZM83 179H84V181H83ZM36 180V181H35ZM33 181H32V183H33ZM85 181H87V182H85ZM60 182V183H59ZM98 183V184H97ZM35 184V187L37 186ZM43 184H45L46 185V187L44 186L43 187ZM89 184H91V181H90V183ZM88 184V185H89ZM97 184V185H96ZM61 185H63V183L61 184ZM64 185H65V182H64ZM84 185V186H83ZM60 186V185H59ZM233 186V187H232ZM16 187V186H15ZM15 187L13 188L12 187V191H14L15 190ZM54 187V188H53ZM52 187V189H51V191H49V190H45V191H49V192H51L50 194H48V195H44V196H42L43 194H47V192H44L43 194H42V192H41V190H40V192H41V194H39V197H40V202L42 201V204H43V201H44V198L46 199L49 195L50 196H54V193H57L56 192V189L55 188H60V187H56V186H53ZM47 188V189H48ZM9 189V190H10ZM14 189V190H13ZM16 189H17V187H16ZM32 189H34V188H32ZM36 190H35V193H36V195L34 194V193H32V194H34V197L32 196L31 197V199H29L30 198V196L28 195V199H29V201L31 200H35L36 199V202H35V204H37V205H40V204H38L37 203V199L39 198V197H37V188H35ZM38 189H39V187H38ZM11 190H10V192H11ZM54 190V193L52 194V191ZM150 191H152L153 189H149ZM43 191V190H42ZM8 192V191H7ZM7 192L5 193L6 195H7V197H8V199H10L11 198V196H12V194H14L15 193V191L14 192H8L9 194H11V196H8V194H7ZM32 192H34V190H32ZM39 192V191H38ZM147 192V191H146ZM145 192V193H146ZM154 192V191H153ZM156 192V191H155ZM102 193V194H101ZM106 193V192H105ZM152 193V192H151ZM148 194H149V192H148ZM148 194H146V195H148ZM155 194V193H154ZM6 195H1V202H0V205H2L1 203H3V202H7V197H6ZM41 196L43 197V199L41 198ZM52 196V197H53ZM10 197V198H9ZM36 197V198H35ZM143 198L145 197V195L144 196H142ZM257 197V198H258ZM263 197V196H262ZM54 198V197H53ZM53 198H51V199H53ZM143 198H142V200H143ZM206 198V201H207V206H210L211 204H212V198H211V195H207V197H205ZM261 198V197H260ZM28 199L26 200V202H28ZM50 199V200H51ZM182 199V200H181ZM5 200V201H4ZM39 200V199H38ZM47 200V199H46ZM48 200H49V198H48ZM48 200H47V202H48ZM227 200V201H226ZM3 201V202H2ZM144 201V200H143ZM171 202V204L173 205V208H175V210H176V207H177V205L175 204V202ZM25 202V203H26ZM145 202V201H144ZM28 203H30V202H28ZM143 203V202H142ZM32 204V203H31ZM34 205V204H33ZM36 205V206H37ZM47 205H48V203H47ZM46 205V203L44 202V205L42 206V208L43 207H45V206H47ZM94 205H96L97 206V208H96V206L94 207V209H97V210H95V211H97V213H99V214H95L96 212L93 210V206ZM99 205V206H98ZM101 205V206H100ZM143 205V204H142ZM181 205V204H180ZM35 206V205H34ZM84 206V211H83V207ZM176 206V207H175ZM184 206V205H183ZM40 207V206H39ZM1 209H2V211H3V207H0ZM41 208V209H42ZM131 209H129V210H132V206L130 207ZM0 209V210H1ZM34 209H36L35 207H34ZM39 209V210H38ZM37 209V211L39 212L41 209L40 208H38ZM114 209H117V210H114ZM171 209V208H170ZM121 210V208L118 210V211H120ZM128 210V209H127ZM127 210H125V211H127ZM128 210V211H129ZM134 210H135V208H134ZM172 210V209H171ZM170 210V211H171ZM174 210V213L176 212ZM5 212H7L6 210H4ZM93 211H94V213H93ZM104 211H103V213L102 214H104ZM122 211H124V209L123 210H121V212ZM245 211V214L243 213ZM120 212V213H121ZM3 213V212H2ZM2 213H0V215L2 214ZM126 213V215L128 214L129 215V219H130V217H131V215H132V213H133V210L131 211V213L130 212H125ZM124 213V214H125ZM135 211H134V216H135ZM114 214V213H113ZM241 214V215H242ZM112 215V214H111ZM117 215V214H116ZM119 215V214H118ZM126 215H124V216H126ZM240 215V216H241ZM35 216V215H34ZM92 216V217H91ZM231 216V217H232ZM239 216V215H238ZM237 216V217H238ZM98 217H96L95 216V219H98V220H95V221H100V218L102 217L101 216V214H100V217L98 218ZM106 217H108V216H104L102 219H104V218H106ZM122 218L123 219V216H122V214L120 215V216H118V218ZM128 217V216H127ZM126 217V218H127ZM136 218H137V215L135 216ZM245 217V218H246ZM110 218H112V217H110ZM125 218V217H124ZM132 218V217H131ZM101 219V220H102ZM244 219V218H243ZM80 220H78L79 222H81ZM106 220H107V218H106ZM105 219H104V221H106ZM108 220H110L109 219V217H108ZM125 220V219H124ZM131 220V219H130ZM135 220V218L133 217L132 218V220L131 221H134ZM254 220L256 221V222H254ZM91 221V222H92ZM126 221H129V220H126ZM245 221V220H244ZM249 221V220H248ZM262 221V222H261ZM130 222V221H129ZM258 222V223H257ZM132 223V222H131ZM245 223H247L246 221H245ZM87 224V223H86ZM84 225V226H81V227H83L84 228V230L86 229H88V228H91L92 227V225L91 224H87V225ZM250 224H251V222H250ZM250 224H246L248 227H250L251 225ZM250 225V226H249ZM79 226H80V223H79ZM259 226H262V227H259ZM247 227V228H248ZM252 227V226H251ZM250 227V228H251ZM260 228H261V230H262V232L263 233H261V230H260ZM100 229V228H99ZM258 229V230H257ZM1 230V229H0ZM102 230V229H101ZM189 232H190V229L189 228H186L185 230H184V235H181V236H183V239H184V237H186L187 239H189L190 238V234H189ZM248 232V234L250 233L249 231H247ZM181 233V232H180ZM172 237H173V240H175L176 241V239H174V236L172 235ZM172 237H171V241L170 242H172ZM249 237H251V238H253V239H249ZM243 239V238H242ZM154 240V239H153ZM153 240H152V243H153ZM249 240H252V241H249ZM174 241V242H175ZM155 242H156V240H155ZM170 242H168V244L170 243ZM174 242H173V246L172 245H168L167 246V248H166V246H165V248L167 249L166 250V252H165V257L163 256V258H165L164 259V264H170V259H169V257H170V254L173 252V249H174V246H175V248H177V245H175L176 244V242H175V244H174ZM151 243V244H152ZM243 243V244H244ZM161 244V243H160ZM160 244H159V246H160ZM153 246H155V245H152V247ZM156 246L158 247V245L156 244ZM157 247L155 248V250L154 251H156L155 253H157L158 252V250H157ZM161 247V246H160ZM158 249H159V247H158ZM161 249V248H160ZM163 250V249H162ZM162 250H159L160 252L162 251ZM234 250V249H233ZM163 251H165V249L163 250ZM162 251V252H163ZM174 251H175V249H174ZM227 251H230V253L229 252H227ZM161 252V253H162ZM154 253V254H155ZM160 253V254H161ZM164 253V252H163ZM220 254V255H219ZM229 254V255H228ZM230 254L232 255L231 256V258L229 257H226V256H230ZM167 257V258H166ZM134 260V259H133ZM136 260V263H138L137 262V259H135ZM128 261V264H135V263H133V262H130L129 263V260H126L125 262H127ZM158 261H160V262H162L163 260H158ZM124 262V263H125ZM140 262V261H139ZM157 262V261H156ZM160 262H158V263H160ZM166 262V263H165ZM215 262V263H214ZM122 263V262H121ZM118 264V263H117ZM120 264V263H119ZM127 264V263H126Z\"/></svg>", "mask_w": 264, "mask_h": 264}]
</instances>
